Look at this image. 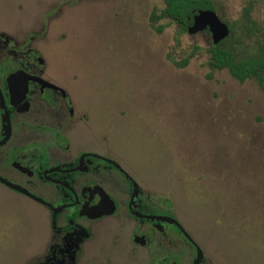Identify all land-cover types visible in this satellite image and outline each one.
<instances>
[{
	"label": "rangeland",
	"instance_id": "1",
	"mask_svg": "<svg viewBox=\"0 0 264 264\" xmlns=\"http://www.w3.org/2000/svg\"><path fill=\"white\" fill-rule=\"evenodd\" d=\"M214 1L236 31L238 54H254L264 0ZM164 7V0H0V32L15 40L20 58L30 49L44 61L36 70L76 93L91 119L78 138L89 137L177 218L209 264H264V88L227 70L209 78L211 35L180 33L169 20L157 34L150 16ZM120 182L109 186L112 199ZM115 224H93L83 264H107V256L147 264L149 254L132 255L128 228ZM53 226L47 207L0 184V264L43 259Z\"/></svg>",
	"mask_w": 264,
	"mask_h": 264
},
{
	"label": "flooded vegetation",
	"instance_id": "2",
	"mask_svg": "<svg viewBox=\"0 0 264 264\" xmlns=\"http://www.w3.org/2000/svg\"><path fill=\"white\" fill-rule=\"evenodd\" d=\"M5 33L0 32V176L29 195L10 190L47 207L54 225L49 251L34 264H83L93 224L104 219L128 228L129 252L148 253L147 264H209L177 218L160 211L153 197L145 198L140 183L106 152L97 151L89 137L78 138L79 132L90 131L91 119L76 93L36 70L44 61L30 56V49L20 58L15 40ZM16 68L22 70L15 81L20 90L28 84L23 95L11 92L9 77ZM119 180L124 187L112 199L109 186L116 182L118 188ZM99 209L107 214L97 215ZM107 264H113L110 256Z\"/></svg>",
	"mask_w": 264,
	"mask_h": 264
},
{
	"label": "trees",
	"instance_id": "3",
	"mask_svg": "<svg viewBox=\"0 0 264 264\" xmlns=\"http://www.w3.org/2000/svg\"><path fill=\"white\" fill-rule=\"evenodd\" d=\"M165 7L160 11H153L150 16V22L157 34H162L167 28L162 24L163 20H169L176 24L180 33H185L193 24V12L195 10H211L217 12V3L214 0H164ZM251 6L244 11V20L246 24L252 23ZM229 24V23H228ZM230 36L219 44H213L209 48V67L211 73L209 78L213 77L215 71L227 70L230 75L241 83L249 80L255 81L261 88H264V32L261 34V42L258 43L257 51L254 54L240 56L237 46L238 39L235 37L236 31L233 25L229 24ZM250 32L251 29L246 27ZM257 30V29H256ZM198 48L191 52L181 62H175L178 68H184L189 65L191 59L196 55Z\"/></svg>",
	"mask_w": 264,
	"mask_h": 264
},
{
	"label": "water",
	"instance_id": "4",
	"mask_svg": "<svg viewBox=\"0 0 264 264\" xmlns=\"http://www.w3.org/2000/svg\"><path fill=\"white\" fill-rule=\"evenodd\" d=\"M204 30H207L211 33L212 41L214 44H219L221 41L225 40L230 35V29L228 25L220 19V17L217 15L216 12L211 10H199V11L195 10L193 12V24L189 28V32L193 34L198 31H204ZM21 72L22 70L16 68L12 71V74L9 77L10 88L13 95L14 94L17 95L19 93L23 95L28 89V84L24 85L25 90L22 91L20 90L22 86L21 85L19 86L17 83H15V81L20 77ZM27 79H31V78L28 77ZM0 182L7 185L11 189L29 195L27 191L21 189L16 185L9 183L7 180L1 177H0ZM136 190H137V185H135V191ZM104 213L107 214V210L103 212L99 209V211L96 214L101 215Z\"/></svg>",
	"mask_w": 264,
	"mask_h": 264
}]
</instances>
